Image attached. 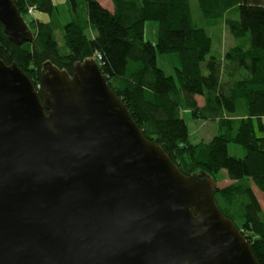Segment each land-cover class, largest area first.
<instances>
[{"label": "water", "instance_id": "water-1", "mask_svg": "<svg viewBox=\"0 0 264 264\" xmlns=\"http://www.w3.org/2000/svg\"><path fill=\"white\" fill-rule=\"evenodd\" d=\"M0 21L34 40L14 0ZM46 67L42 100L0 58V264H259L215 179L145 137L96 58Z\"/></svg>", "mask_w": 264, "mask_h": 264}, {"label": "trees", "instance_id": "trees-1", "mask_svg": "<svg viewBox=\"0 0 264 264\" xmlns=\"http://www.w3.org/2000/svg\"><path fill=\"white\" fill-rule=\"evenodd\" d=\"M23 17L30 6L32 42L16 44L0 21V58L17 64L39 90L47 64L73 76L77 64L96 58L112 91L126 105L145 137L162 146L181 172L198 178L226 171L231 184L217 187L222 213L248 239L264 264V0H67L71 21L63 24L53 0H14ZM37 11L50 16L36 18ZM159 23L156 43L145 39L146 23ZM225 25L235 40L223 56L213 54L204 26ZM177 53L175 76L158 56ZM204 99V106L198 104ZM194 119L218 120L224 131L194 144L183 111ZM243 111L242 113L240 111ZM239 144L242 158L229 154Z\"/></svg>", "mask_w": 264, "mask_h": 264}, {"label": "rangeland", "instance_id": "rangeland-1", "mask_svg": "<svg viewBox=\"0 0 264 264\" xmlns=\"http://www.w3.org/2000/svg\"><path fill=\"white\" fill-rule=\"evenodd\" d=\"M103 5L110 6V0H99ZM54 4L58 7V18L63 23L71 21L70 6L66 4V0H53ZM191 5L194 12H197L196 17L200 18V13L197 11V0H191ZM29 10L25 21L29 25L32 19H35V16H30ZM36 18L40 21H49L50 16L46 13L37 11ZM200 26H204L208 31L209 35L213 40V54L218 56L222 55L233 45H235V40L232 37L230 31L225 25H217L214 27H209L205 23H199ZM159 33V23L157 21H148L146 23L145 29V39L156 43L158 40ZM181 61L180 56L177 53L165 54L158 56V66L161 68L167 75L175 76V69L180 67ZM42 90V87H38ZM198 104L200 107L204 106V99L198 97ZM243 112L242 110L240 111ZM183 118L185 119L190 135V141L194 144L200 142H209L214 136L224 132L220 128V123L218 120H204V119H194L190 111H183ZM229 154L235 157L242 158L244 156V151L239 144L230 143L228 144ZM219 178L221 182L217 184V187H225L231 182L227 180L226 171L222 170L219 173ZM257 198L261 204L262 209L264 210V195L257 189L254 188Z\"/></svg>", "mask_w": 264, "mask_h": 264}, {"label": "built area", "instance_id": "built-area-1", "mask_svg": "<svg viewBox=\"0 0 264 264\" xmlns=\"http://www.w3.org/2000/svg\"><path fill=\"white\" fill-rule=\"evenodd\" d=\"M28 14L30 16H35V10L34 9L29 10V13Z\"/></svg>", "mask_w": 264, "mask_h": 264}, {"label": "bare ground", "instance_id": "bare-ground-1", "mask_svg": "<svg viewBox=\"0 0 264 264\" xmlns=\"http://www.w3.org/2000/svg\"><path fill=\"white\" fill-rule=\"evenodd\" d=\"M31 9H34V10H35V7H33V6H30L28 10H31Z\"/></svg>", "mask_w": 264, "mask_h": 264}, {"label": "clouds", "instance_id": "clouds-1", "mask_svg": "<svg viewBox=\"0 0 264 264\" xmlns=\"http://www.w3.org/2000/svg\"><path fill=\"white\" fill-rule=\"evenodd\" d=\"M24 19H25V17H24ZM30 26V25H29Z\"/></svg>", "mask_w": 264, "mask_h": 264}, {"label": "crops", "instance_id": "crops-1", "mask_svg": "<svg viewBox=\"0 0 264 264\" xmlns=\"http://www.w3.org/2000/svg\"><path fill=\"white\" fill-rule=\"evenodd\" d=\"M66 2H67V0H66Z\"/></svg>", "mask_w": 264, "mask_h": 264}]
</instances>
